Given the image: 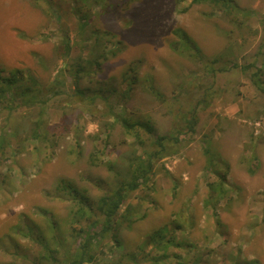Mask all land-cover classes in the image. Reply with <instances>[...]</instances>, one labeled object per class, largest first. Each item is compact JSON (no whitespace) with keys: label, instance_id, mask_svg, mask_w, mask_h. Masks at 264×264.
Here are the masks:
<instances>
[{"label":"rangeland","instance_id":"obj_1","mask_svg":"<svg viewBox=\"0 0 264 264\" xmlns=\"http://www.w3.org/2000/svg\"><path fill=\"white\" fill-rule=\"evenodd\" d=\"M232 1L0 0V264H71L162 135L81 264H264V0Z\"/></svg>","mask_w":264,"mask_h":264},{"label":"trees","instance_id":"obj_2","mask_svg":"<svg viewBox=\"0 0 264 264\" xmlns=\"http://www.w3.org/2000/svg\"><path fill=\"white\" fill-rule=\"evenodd\" d=\"M176 1L180 2L181 0H176ZM193 1L195 2L208 1L212 3H216L218 5L222 4L226 8H230V7L235 8V4L233 3L232 0H193ZM86 24L87 22L85 21L80 25L83 28ZM180 35H181V40H184L185 46H188V49L193 50L192 55L202 57L201 50L195 45V42L187 34V32L182 31ZM65 45H66V53L69 54L71 50V45H70L68 36L65 41ZM174 48L175 50L179 52L185 53L178 46V43L175 44ZM216 61H217V58L213 60V62H216ZM220 70H225V69L221 68ZM15 79H16L15 77L14 78L13 77L2 78V81L6 83V87L2 88L1 91L7 92L11 88L12 84L15 82L14 81ZM254 81H255V84L258 86V88L264 92V80H260V78H256ZM194 117L196 118L195 115ZM195 118L191 122V128H193L195 124V121H196ZM124 123H125V126H127L128 128L134 127V125H136L134 123H130L126 119H124ZM137 125H139L143 129L151 133H153L154 131V127L150 125L149 123L139 122V124L137 123ZM166 139H168V137L165 135L158 136L156 138V142L158 146L161 147L160 150L152 151L149 154H147L148 156H145L144 158L141 159V162L139 163V165L134 167V175L131 181H128L126 183H120V185L116 189H114V191L111 194L100 196V198L97 201V209L101 212L103 217L98 223L96 222L91 223L92 226H96L97 228L100 226L98 228L99 231L95 230L96 232H90V230H85L84 233L86 234V236H85V241L81 246V251L78 254V257L74 259L71 264H81L85 260V257L87 256L92 259L93 255L90 254L91 244L96 239H99L101 235H103L105 232H110L111 230H113V227L117 219L116 218L117 214L120 210L121 205H123V203L125 202L129 192L139 188L143 183H146L149 180V174L153 167L154 156L162 157L165 154L164 151H168V148L166 145V142H167ZM60 184L64 190L73 194L74 198H80L79 201L81 202V206L78 209L82 213L83 216H87L88 213L86 210V207H87L86 203L88 202L89 198L85 194L80 192L79 189L74 187L72 184L66 182L65 180H62ZM162 232L163 230L159 229L157 230V232H155L152 235V237L158 236V235L160 236Z\"/></svg>","mask_w":264,"mask_h":264},{"label":"crops","instance_id":"obj_3","mask_svg":"<svg viewBox=\"0 0 264 264\" xmlns=\"http://www.w3.org/2000/svg\"><path fill=\"white\" fill-rule=\"evenodd\" d=\"M251 259H253V260H255V259H257V257H259L260 258V256H257L256 254H254V253H251ZM253 261H251V263H252Z\"/></svg>","mask_w":264,"mask_h":264}]
</instances>
